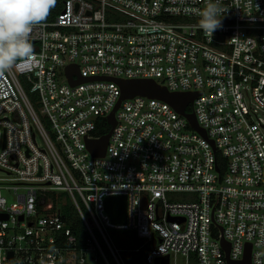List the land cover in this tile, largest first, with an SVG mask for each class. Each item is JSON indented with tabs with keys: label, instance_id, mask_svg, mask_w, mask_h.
I'll use <instances>...</instances> for the list:
<instances>
[{
	"label": "built area",
	"instance_id": "2783aa9c",
	"mask_svg": "<svg viewBox=\"0 0 264 264\" xmlns=\"http://www.w3.org/2000/svg\"><path fill=\"white\" fill-rule=\"evenodd\" d=\"M204 4L62 0L34 28V57L0 75V264H125L116 230L135 232L144 264L172 253L228 264L248 244L250 264H264V0H221L212 38L197 22ZM111 79L198 92L185 111L206 136L168 102L135 95L115 110L104 156H92L88 141L121 95ZM112 195L127 198L124 223L105 210ZM67 199L81 234L60 213Z\"/></svg>",
	"mask_w": 264,
	"mask_h": 264
},
{
	"label": "clouds",
	"instance_id": "9594fccd",
	"mask_svg": "<svg viewBox=\"0 0 264 264\" xmlns=\"http://www.w3.org/2000/svg\"><path fill=\"white\" fill-rule=\"evenodd\" d=\"M56 3L57 0H0V75L18 61L34 57L31 34L47 20ZM226 11L221 0H205L204 7L196 10L199 28L212 38L222 28Z\"/></svg>",
	"mask_w": 264,
	"mask_h": 264
},
{
	"label": "water",
	"instance_id": "95a60500",
	"mask_svg": "<svg viewBox=\"0 0 264 264\" xmlns=\"http://www.w3.org/2000/svg\"><path fill=\"white\" fill-rule=\"evenodd\" d=\"M75 72V69L72 66L67 68V74L73 83L78 80H71L72 74ZM77 72V71H76ZM95 78H86L79 77V80H91ZM109 79V78H104ZM118 83L121 89V95L117 101L114 109L107 117V122L110 124V129L106 134H103L100 138L95 140L88 141V149L92 156H104L108 139L112 132L113 127L115 126V110L118 108L120 101L122 99L131 98L135 95H143L147 97H155L162 99L172 105L180 114L185 116L189 124L201 133L203 136H206L205 130L199 127L195 115L193 112H186V106L198 95V92H171L168 91L166 87L160 86L152 79H111ZM105 210L113 222L124 223L127 219V198L125 195H112L104 199ZM6 217V216H5ZM22 219V217H20ZM174 218L170 217V220ZM221 243L225 248L226 255L228 256L229 244L221 239ZM155 244V241L152 243ZM250 251L251 246L246 245L243 258L239 261L228 260V264H250ZM11 257V252L9 253ZM160 264H169V256L166 255L162 258Z\"/></svg>",
	"mask_w": 264,
	"mask_h": 264
},
{
	"label": "trees",
	"instance_id": "16d2710c",
	"mask_svg": "<svg viewBox=\"0 0 264 264\" xmlns=\"http://www.w3.org/2000/svg\"><path fill=\"white\" fill-rule=\"evenodd\" d=\"M61 2L62 0H57L56 6L55 8H53L47 18V20L52 19L56 13L59 11L60 6H61ZM188 110L190 111L191 109L188 107ZM110 129V125L108 124V122L106 121V119H102L101 121V129L99 130L100 134H106ZM217 158H218V166L221 170V160L222 157L220 154H217ZM62 210H60L63 218L66 220V222H68V224H70V226H72L73 230L75 233L81 234L82 233V222L80 220V218L78 217V214L72 204V202L67 199L65 204L61 207ZM141 243V240H140ZM140 243L138 245H129L126 247H120L122 249V253H123V258H124V263L125 264H144L143 262V255H144V251L143 250H139V251H134L132 249L138 247L140 245ZM192 261L196 263V260Z\"/></svg>",
	"mask_w": 264,
	"mask_h": 264
},
{
	"label": "rangeland",
	"instance_id": "374dc122",
	"mask_svg": "<svg viewBox=\"0 0 264 264\" xmlns=\"http://www.w3.org/2000/svg\"><path fill=\"white\" fill-rule=\"evenodd\" d=\"M246 101L248 102V98H246ZM252 106H254L252 104ZM257 115L258 117L264 121V109H257ZM262 131L264 133V127L262 128ZM38 142H41L40 138L38 137ZM7 177V174L4 171H0V178ZM1 194L5 197L7 204H11L13 202H16L17 196L14 193L13 190H7L2 189ZM176 199L182 200L185 198H188L191 196V193L189 192H176L172 194ZM110 238L114 242V244L118 247H126L129 245H138L140 243V239L136 236L134 231L131 230H116L110 232ZM122 260L123 253H121ZM110 264H115L114 261L109 258ZM99 264H104L102 260H100ZM170 264H195L192 260L186 259L184 255L181 254H174L172 253L170 256Z\"/></svg>",
	"mask_w": 264,
	"mask_h": 264
}]
</instances>
